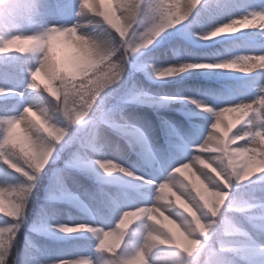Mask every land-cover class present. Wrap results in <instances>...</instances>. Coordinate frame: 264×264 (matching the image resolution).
I'll return each mask as SVG.
<instances>
[{
    "label": "rangeland",
    "instance_id": "obj_1",
    "mask_svg": "<svg viewBox=\"0 0 264 264\" xmlns=\"http://www.w3.org/2000/svg\"><path fill=\"white\" fill-rule=\"evenodd\" d=\"M72 4L73 0H44L36 15L23 23L17 31L35 33L48 25L70 23L72 11L68 12L65 5ZM49 5L56 10L50 12ZM262 7L264 0H199L197 7L190 13L195 18L187 29L174 31V37L170 41H157L158 36L164 35L162 32L151 44L138 48L128 56L124 78L111 86L114 91L110 90L101 104L114 123L97 127L92 147L86 146L88 130L83 122L69 127V134H75L77 140L54 154L32 182L11 249V258L8 259L9 264L14 259L13 250L18 241L31 252L25 264H49L60 258L80 255L90 256L93 264H104L107 257L96 249L98 236L95 233L81 231L64 234L53 226L83 223L102 228L113 227L119 209L151 202L152 187L136 177L162 179L174 163L187 158L190 154L189 146L198 144L208 130L211 115L197 109L192 100L219 107L230 101L250 100L254 97L256 90L252 85L258 83L256 78L261 73L258 69L253 76L247 78L243 76L244 73L238 72L239 69H186L180 72L179 77L171 78L168 82L157 80L154 69L178 66L182 61L211 62L248 54L251 51L245 48L249 41L246 36L259 31L258 22L247 26V29L236 25V32L220 34L204 41L199 40V34L221 19L227 20L245 12L258 11ZM102 27L97 26L95 30L100 31ZM136 30H143V21L138 23ZM258 41H264V38ZM53 48L58 61L68 63V58L76 59L73 50L61 40L54 41ZM161 52L167 54L165 60L157 58ZM29 57V63L34 62V54L29 53ZM4 59L0 55V67L18 64L12 60L1 61ZM5 83L17 86L15 82L0 78V84ZM179 85H191V88L177 89ZM200 90L202 97L196 94ZM230 91L236 94L235 98L229 97ZM133 92L138 94L135 99L130 98ZM212 94L225 100H216ZM49 98L51 99L50 96ZM25 99L35 102L37 97ZM14 105H17L15 98L0 97V111L5 106L18 111V106L13 108ZM126 111L130 115L124 118L121 115ZM234 115L225 114L221 129L232 122ZM135 120L138 122H134ZM114 125L123 126V129ZM74 129L79 131L74 132ZM150 129L153 130V136L150 135ZM171 131L176 134L174 143H170ZM14 132L24 136L31 135L24 123L17 125ZM199 153L200 150L193 146V155ZM99 158L115 160L131 171L133 176L120 172L106 175L94 164ZM201 167L199 163L192 161L188 169L182 170V176L177 175L188 183L195 180L190 172L199 176L197 169ZM21 183L23 178L18 173L6 169L0 163V186L9 187ZM189 190H192L190 184ZM192 191L195 195L194 190ZM5 196H8L7 191ZM233 202H240L244 207L230 206ZM161 204H170L173 209L185 215L188 213L182 206H191L184 197H172L171 201L160 200L156 206ZM36 207L39 208V213H36ZM221 214H225L227 224L219 227L212 225L191 257L184 256L174 248L161 246L154 249L149 257L151 264H176L178 260H182L183 264H264V173H256L240 184H233ZM4 215L6 214H0V225L10 222ZM153 215L154 219L148 221L153 227L165 232L171 230L178 237L183 232L180 222L163 208ZM133 223L129 225V236L121 249L125 253L131 252L142 242V232L135 230L142 229L146 221ZM221 242L227 247L222 248Z\"/></svg>",
    "mask_w": 264,
    "mask_h": 264
},
{
    "label": "snow or ice",
    "instance_id": "obj_2",
    "mask_svg": "<svg viewBox=\"0 0 264 264\" xmlns=\"http://www.w3.org/2000/svg\"><path fill=\"white\" fill-rule=\"evenodd\" d=\"M153 3L155 4L154 11L161 17L169 11H178L180 19L165 26L158 34L151 36V43L165 29L185 21L197 7L199 0L191 8L186 7V0H178V3L177 0H117L114 11L117 13H127L133 21L127 27L124 36L125 40L131 39L136 34V26L140 21L144 20ZM173 5L176 6L172 7ZM29 6V0H20L18 5L19 8ZM240 7H244V5H240ZM72 8L73 4L65 5V9L68 12H71ZM48 10L52 12L56 9L49 5ZM261 12H264V7L258 11L245 12L237 17H229L227 20L221 19L219 23H213L211 28L200 33L199 36L201 39L207 40L220 34L234 33L237 31L236 25H244L245 29H247V26L255 23L250 17L255 13ZM121 18L123 19V17ZM258 28L264 29V26L259 25ZM150 30L151 25L148 26L147 31ZM35 36H37V33L32 32L17 31L13 34L9 31L7 34L0 33V55L7 53L34 54V62L32 63L5 64L0 67V78H5L9 82H15L17 85L13 87L9 86L8 83L0 84V97H4L5 99L15 98L17 105H14L13 108L17 106L19 108L18 111H14L5 106L4 110L0 111V163L5 165L6 169H11L23 178V183L21 184L9 187L0 186V205L3 206L0 214H6L3 217H6L10 221L0 225V264H9L8 256L11 254V249L16 240L20 217L26 206L25 200L32 182L42 172L54 154H58L77 140L75 134H69V127L80 125L83 122L84 127L88 130L86 146L92 147V141L96 138L97 127L99 125L114 123L110 119L108 112L101 107V104L104 98L110 94V90L114 91L111 86L124 78L125 66L127 64L121 65L119 70L113 73V76L116 77L115 80H113V76L101 74V79L92 77L78 87H65L66 84L70 85L73 80H76L77 76L81 77L84 75V73L77 71L79 66L77 57L75 56L76 59L68 61L67 64L58 61L53 48L54 41L57 38L48 35L46 40L36 43L33 39ZM248 46L252 49L248 54L211 62L182 61L178 66H165L154 69V74L157 77L163 78L183 72L186 69H239L238 72L245 74L253 72L252 69L254 68L264 70V63H261L264 60V50L257 51L255 43H251ZM13 47L14 50H12ZM138 48L141 47L126 45L125 51L129 56L131 53H135ZM41 49H43V55L38 58L37 54ZM254 61L259 63H254ZM256 79L258 83L252 85L256 90V94L250 100L230 101L219 107H213L203 101H191L196 105L197 109L211 115V123L203 138L200 139V142L189 146L188 151L190 154L187 155V158L181 160L179 163H174L163 178L170 174L174 175L173 169L182 173L183 169L180 166L189 165V163L195 161L197 156L209 155V153L203 151L206 147L218 146L217 150L226 156L231 154L233 150H243L249 153L264 152V71ZM57 81H60L59 85H57ZM44 89H46V93L51 94V99H56L62 105L67 104V108L63 111V123L54 121L48 116L47 110L38 108L32 99H25L26 97H37ZM75 92L82 93V107L77 108L68 104L69 94ZM137 95V93L133 92L130 98L135 99ZM248 105L250 107L247 115L239 120L233 118L231 123L224 125L221 129V125L224 124L223 118L225 114H229V111L235 109L234 114L238 115L240 108ZM21 123H24L27 132L31 133L30 136L26 134L24 138L27 148L17 145L12 139L14 129ZM114 126L123 129V126L120 125ZM238 128L240 130L236 131ZM53 129L56 131H53ZM75 131H79V129H74ZM175 135L174 131L170 132V143L175 142ZM41 137L46 138L48 142H43ZM84 146L81 145V147ZM193 146L200 150L199 154L193 155ZM76 155L78 158V154ZM185 161H188V163H185ZM94 164L106 175L120 172L127 176H133L131 171L113 159L99 158L94 161ZM252 171L258 172L259 170L253 168ZM197 172H199L198 169ZM199 175L202 179H205L202 173L199 172ZM136 178L150 185L152 192L158 185L161 188L165 187L161 184L163 178L159 180L144 177ZM244 181L246 180H241V183ZM232 185L233 183L229 182L228 187L223 189V191L228 193V196L220 197L216 208H213L211 202H209L207 208L204 209L195 191V195H193L192 187V190H189V187H187L184 192L180 193L196 212L199 218L198 221H192V217L189 214L185 215L182 212L176 211L170 204L167 207H157V201L153 199L152 195L150 203L119 209L118 217L113 227L102 228L83 223L72 225L58 224L53 227L64 234L81 231L95 233L98 236L96 249L105 253L107 257L104 264H151L149 257L154 249L161 246L174 248L184 256L191 257L202 243V238L207 236L211 226L214 225L215 218L220 215L231 193ZM6 191L8 192V196H5ZM164 199L167 198L161 196L158 201ZM220 201H223V203ZM198 204L200 205L199 207H197ZM230 206L237 208L244 207L240 202H233ZM10 207L15 209V213L12 215L7 211ZM161 208L167 211L169 215L175 216L180 222L183 232L180 233L179 237L177 233L171 230L165 232L148 223V221L154 219L153 214L159 212ZM202 209L208 213L211 220L206 219L201 214ZM141 220L146 221V223L142 229L135 231L142 232V242L138 243L131 252H122L121 249L125 246L126 238L129 236V225H133V221L138 222ZM225 224H227V221ZM221 247H227V245L221 242ZM12 264H16L15 259H13ZM49 264H93V261L90 256L80 255L72 258H60L56 261H50Z\"/></svg>",
    "mask_w": 264,
    "mask_h": 264
},
{
    "label": "clouds",
    "instance_id": "obj_3",
    "mask_svg": "<svg viewBox=\"0 0 264 264\" xmlns=\"http://www.w3.org/2000/svg\"><path fill=\"white\" fill-rule=\"evenodd\" d=\"M196 2L197 0H186V7H194ZM19 3L20 0H0V33L7 34L11 31L15 34L23 23L28 22L36 15L44 0H29L30 6L26 8H19ZM116 4L117 0H73L70 23L48 25L35 32L37 36L33 37L34 42L39 43L41 40H46L48 35L55 36L57 40H61L70 47L74 56L77 57L79 65L77 71L84 75L80 80H73L70 85L66 84L65 87H78L92 77L101 79V74L113 76V73L117 72L121 65L127 63L126 45L144 47L151 43V36L158 34L165 26L180 19L178 11H169L161 17L154 11L155 4L153 3L143 20V30L137 31L131 39L125 40L127 27L133 21L127 13L114 11ZM250 18L254 22H258L260 26H264V12L255 13ZM149 25H151V30L147 31ZM97 26L103 27L100 31H96ZM37 55L38 58L42 56L43 49ZM261 63H264V60ZM115 79L116 77L113 76V80ZM56 83L59 85L60 81ZM45 93L46 89L42 90L34 103L38 108L46 109L48 116L54 121L63 123V111L67 108V104L62 105L56 99H50L51 94L45 95ZM81 98V92L71 93L68 96V104L77 108L82 107ZM249 107L250 105L240 108L239 114L234 115V119H242L247 115ZM234 112L235 109L229 111V114H234ZM53 131L56 130L53 129ZM41 140L45 143L48 142L44 137H41ZM217 147H206L203 151L209 155L195 158V162L202 166L198 168V171L205 179H202L200 175L197 176L195 172H190V176L195 177V180L185 183L180 178L182 173L173 169L174 175L170 174L161 180V184L165 187L161 188L158 185L153 190V199L158 201L161 196L166 197L169 201L172 197L180 199L182 197L180 193L184 192L190 184L204 209L207 208L209 202L213 208H216L219 198L228 196V193L223 189L228 187L229 182L240 184L241 180H248L256 173H264V152L249 153L243 150H233L226 156L218 151ZM180 167L188 169L189 165ZM253 168L259 171H252ZM220 202L223 203V201ZM160 206L167 207L168 205L161 204ZM199 206L198 204L197 207ZM183 207L192 217V221H198L199 218L191 206L184 205ZM0 210H3L2 205H0ZM7 211L10 215L15 213V209L12 207ZM201 214L211 220V217L203 209ZM225 222V214H221L215 218L214 224L219 227ZM177 264H183V261L178 260Z\"/></svg>",
    "mask_w": 264,
    "mask_h": 264
},
{
    "label": "trees",
    "instance_id": "obj_4",
    "mask_svg": "<svg viewBox=\"0 0 264 264\" xmlns=\"http://www.w3.org/2000/svg\"><path fill=\"white\" fill-rule=\"evenodd\" d=\"M195 17H190V18H187L185 21L181 22V24H178V25H175V26H172L168 29H165L163 31V37H166V36H172L173 32L177 31L178 29H180V27L182 28H186L190 23L193 22ZM186 26V27H185ZM14 50V47L13 49ZM24 55V56H23ZM3 58H5L4 60H1V61H7V60H12L13 62H18V64H23L25 62H30V57H29V53H7V54H3L2 55ZM28 59V60H27ZM71 59L68 58V61H70ZM64 63H67V62H64ZM81 77L80 76H77L76 77V80H80ZM45 95H49L48 93H45ZM47 126V125H45ZM46 134V133H45ZM25 136L23 134H19V133H13V141L17 144V145H22L24 146L25 148H27V144L25 143ZM36 210V213H39V208H35ZM13 256L15 261H16V264H25V262L27 261L28 257L30 256L29 254L31 253L30 251H27L26 247L24 246V244L20 243L18 241V244H16V246H14V250H13ZM11 258V254L8 256V259Z\"/></svg>",
    "mask_w": 264,
    "mask_h": 264
},
{
    "label": "bare ground",
    "instance_id": "obj_5",
    "mask_svg": "<svg viewBox=\"0 0 264 264\" xmlns=\"http://www.w3.org/2000/svg\"><path fill=\"white\" fill-rule=\"evenodd\" d=\"M242 27H244V25H241ZM249 26H251V25H249ZM254 38V39H253ZM260 38H264V29H259V31L257 32V33H255V34H253V35H247L246 36V39L247 40H249V41H247L248 43L247 44H245V48H246V50H250V51H252V49L248 46L249 44H251L252 42H254L256 45H257V48H256V50L257 51H259V50H264V41H258V39H260ZM256 39V40H255ZM200 41H204L205 39H199ZM158 41V40H157ZM157 58L158 59H161V60H165L166 58H167V54L165 53V52H161L160 53V56H157ZM152 59V58H151ZM154 59V58H153ZM196 60H198V58H195ZM254 63H259V62H254ZM215 70H218V69H215ZM252 71L253 72H251V73H247V74H243V76L244 77H250V76H253V73L255 72V71H257V69L256 68H254V69H252ZM258 71H260V72H262V71H264V70H258ZM179 75H180V72L179 73H176V74H173V75H171V76H168V77H163V78H160V77H158V78H156L157 80H160V81H166V82H168L171 78H177V77H179ZM163 88V87H162ZM186 89V90H190V88H191V85H179V87H177V89ZM161 90V88L159 89V91ZM232 91V90H231ZM230 91V94H229V97L230 98H235L236 97V94H234L233 92H231ZM201 92V90L200 91H198V93H196L197 95L198 94H200L201 95V97H202V95L203 94H201L200 93ZM213 95V94H212ZM213 96H215V99L217 100H222V101H224L225 99L223 98V97H221V96H217V95H213ZM211 97V96H210ZM130 115V113H129V111H126V112H124L123 113V115H121L122 117H124V118H127V116H129ZM134 122H138V121H134ZM140 122V121H139ZM150 135H152L153 136V130L152 129H150Z\"/></svg>",
    "mask_w": 264,
    "mask_h": 264
}]
</instances>
